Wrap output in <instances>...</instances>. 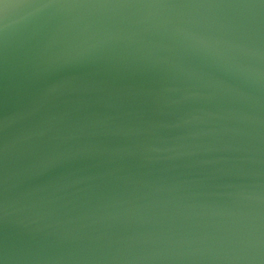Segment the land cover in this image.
<instances>
[{"label": "water", "instance_id": "95a60500", "mask_svg": "<svg viewBox=\"0 0 264 264\" xmlns=\"http://www.w3.org/2000/svg\"><path fill=\"white\" fill-rule=\"evenodd\" d=\"M0 264H264V0H0Z\"/></svg>", "mask_w": 264, "mask_h": 264}]
</instances>
